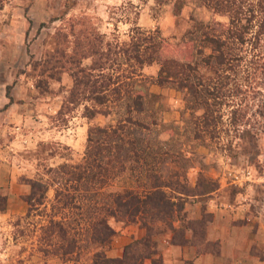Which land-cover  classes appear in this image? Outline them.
Masks as SVG:
<instances>
[{"label":"rangeland","instance_id":"obj_1","mask_svg":"<svg viewBox=\"0 0 264 264\" xmlns=\"http://www.w3.org/2000/svg\"><path fill=\"white\" fill-rule=\"evenodd\" d=\"M129 3L137 9L136 26L150 33L156 31L158 37L172 46L180 45L181 49L184 47L181 42L185 41V33L191 30L193 21H226L201 6V0H3L0 10V151L3 152L0 156L3 160L0 163L6 172L18 173L28 192L20 197L23 210L17 211L14 207L13 213L7 215V195L0 188V264L88 263L93 246L85 240V221L81 219L77 226L80 246L77 262L42 253V249L48 250V247L40 241L41 229L50 219L72 224L75 212L57 210L52 205V186L45 192V201L35 205L27 215L25 199L29 186L25 181L30 179L45 184L51 180L47 169L62 163L76 165L70 164L73 160L80 164L85 151L84 126L87 129L114 125L124 118L125 100L111 104L108 115H96L91 120L81 117V108L65 118L57 117L61 92L70 86L69 77L62 74L59 82L49 81L47 90L42 92L35 88L34 83L39 78L31 66L41 61L45 51L53 49L52 35L56 29H67L71 19L82 16H86L110 43L126 42L133 21ZM119 69L117 72L122 70L124 75L129 71L123 65ZM156 69V65H151L140 71L152 99L146 98L150 110L137 116L149 125V130L134 135L139 138V144H149L153 151L167 149L168 155H162L163 160L157 167L164 178H173V173H179V181L188 187L193 189L197 180L204 179L202 188L210 189L207 194L196 193L183 198V209L173 220L180 222L179 228H173L174 231L192 230L199 236L204 235L211 220L210 209L215 212L220 209L229 218H235L239 225L249 226L260 247L259 250L252 247L251 255L264 262V173L260 167L264 160V131L258 128L255 147L250 154L247 155L243 147L246 145L245 131L257 120L249 115L251 99L245 87L253 86L258 80L248 77L251 81H246L241 74L242 78L230 81L232 87L239 86L240 92L229 93L222 105L214 107L219 109L221 117L207 128L213 134L205 131L200 133L201 137L192 138V122L198 119L200 111H195L192 117L186 109L184 99L188 98L183 92L148 83L147 80H154ZM239 70L243 73L242 65ZM206 73V77L211 75ZM234 109L237 114H243L235 124L230 117ZM162 124L166 126L165 131L161 130ZM129 174L126 169L112 178L94 194L95 197L100 202L101 195L104 199L108 193L132 188L134 184ZM55 184V187L60 186L59 182ZM205 184L210 186L206 188ZM98 206L100 203L95 204ZM108 224L115 236L116 228L122 223L110 219ZM162 224L160 229H168Z\"/></svg>","mask_w":264,"mask_h":264},{"label":"trees","instance_id":"obj_2","mask_svg":"<svg viewBox=\"0 0 264 264\" xmlns=\"http://www.w3.org/2000/svg\"><path fill=\"white\" fill-rule=\"evenodd\" d=\"M2 3L0 0V10ZM127 6L133 10V21L126 42L110 43L86 16H82L71 19L67 29H56L52 35L53 49L45 51L41 61L31 66L39 78L34 83L35 88L42 92L47 90L49 81L59 82L62 74L69 77L70 86L61 92L57 117L65 118L81 108V117L91 120L96 115H108L111 104L125 100L124 118L114 125L86 129L80 164L62 163L47 169L51 180L45 184L25 181L29 186L25 199L27 215L35 205L45 201V192L52 186V205L57 210L75 212L72 224L50 219L41 229L40 241L48 247V250L42 249V253L61 260L78 261L77 226L81 219L85 221V240L93 246L87 264H141L153 254L149 236L154 234V225L164 223L173 232L171 242L183 244V231H174L171 227V222L183 209V198L210 192L202 188L204 179L197 180L192 189L179 181V173H173V178H164L157 167L163 156L168 155L167 149L153 151L151 145L138 143L135 135L149 130V125L137 116L150 110L146 98L152 99L147 92L146 79L140 74L144 67L157 66L154 80H147L148 83L183 92L188 98L184 101L189 114L200 111L198 119L191 121L192 138L201 137L200 133L205 131L213 134L207 128L221 117L219 109L214 107L222 105L229 93L240 92L239 86L232 87L230 81L242 78L241 74L246 81L257 79L253 86L245 87L251 99L249 115L257 118L245 131L243 147L247 155L255 147L258 128L264 131V0H201V6L226 21H193L191 30L185 33V41L181 42L183 49L161 39L156 31L150 33L136 26V6L130 3ZM122 65L129 70L126 75L122 70L117 72ZM241 65L243 73L239 70ZM206 72L211 75L206 77ZM236 110L230 113L234 124L243 118ZM151 124L155 123L151 121ZM164 126L161 125L163 131ZM260 167L264 173V160ZM126 169L130 171L133 187L108 193L104 199L101 195L99 202L94 194ZM58 182L60 186L55 187ZM98 203L100 206L95 207ZM110 219L123 225L138 224L145 230V238L131 241L119 258L105 255L114 236L108 224ZM189 231L192 243L202 242L203 234L199 236ZM151 264L160 262L155 259Z\"/></svg>","mask_w":264,"mask_h":264},{"label":"crops","instance_id":"obj_3","mask_svg":"<svg viewBox=\"0 0 264 264\" xmlns=\"http://www.w3.org/2000/svg\"><path fill=\"white\" fill-rule=\"evenodd\" d=\"M85 129L86 125L83 129L86 138ZM2 153L0 151V154ZM1 157L0 160H3ZM78 163L77 160L70 162V164ZM4 167L0 163V188L4 189L7 195L6 214L8 215L13 213L14 207L17 211L23 210L20 197L27 194L28 188L19 180L18 173L13 170L6 172ZM209 212L212 214L211 220L206 225L202 242L196 240L192 243L191 232L184 230L181 239L185 242L173 243L171 242L173 232L169 229H160L163 224L157 222L154 225V234L149 236L150 250L153 254L150 258L143 259L141 264H151V260L155 259L159 260L160 264H264L251 255L252 247L257 250L260 247L257 245L258 238L251 234L247 224L239 225L235 218H229L220 209L218 211L216 209L217 213L213 209ZM179 223L177 220L173 221L172 228H179ZM120 225V228H116L118 233L105 250V255L109 258H119L123 248L131 241L145 238V230L138 224Z\"/></svg>","mask_w":264,"mask_h":264}]
</instances>
